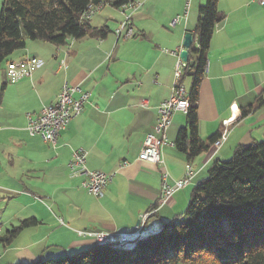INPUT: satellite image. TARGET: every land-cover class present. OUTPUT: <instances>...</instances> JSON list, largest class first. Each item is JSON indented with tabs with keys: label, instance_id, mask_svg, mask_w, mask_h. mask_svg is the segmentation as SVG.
Returning a JSON list of instances; mask_svg holds the SVG:
<instances>
[{
	"label": "crops",
	"instance_id": "1",
	"mask_svg": "<svg viewBox=\"0 0 264 264\" xmlns=\"http://www.w3.org/2000/svg\"><path fill=\"white\" fill-rule=\"evenodd\" d=\"M204 1L169 0L157 7L154 0H145L131 14L129 38L127 27L121 28L125 9L104 4L90 18L92 26L108 27L104 38L87 36L62 46L27 40L12 52L13 61L33 57L41 64L15 82L0 73V228L6 224L11 230L29 218L37 224L2 250L0 264H28L86 249L95 241L79 236L81 230L130 232L154 204L152 219L160 225L178 218L192 188L215 162L228 159L239 145L263 139L264 101H256L264 95V6L255 0H217L223 16L212 34L198 89V133L206 140L221 133L229 119L225 138L188 160L173 144L185 125V113L175 112L161 147L163 163L137 158L146 133L153 131L157 106L172 92L176 57L171 51L180 48L187 31L193 32ZM176 15L185 17L171 27ZM191 82L190 75L182 78L186 91ZM64 83L89 92V100L52 146L25 127L28 116L56 101ZM77 150L85 152L88 170L111 177L99 197L82 187L85 175L71 176L67 168ZM188 163L195 173L189 184L157 205L162 172L172 184ZM39 230L48 232L39 235ZM24 232L32 240L20 244Z\"/></svg>",
	"mask_w": 264,
	"mask_h": 264
},
{
	"label": "trees",
	"instance_id": "2",
	"mask_svg": "<svg viewBox=\"0 0 264 264\" xmlns=\"http://www.w3.org/2000/svg\"><path fill=\"white\" fill-rule=\"evenodd\" d=\"M129 0H2L0 6V66L25 47L27 40L66 45L83 37L104 38L109 29L94 27L84 17L89 6L120 8ZM217 0L198 6L193 42L183 74L192 77L187 91L185 125L174 146L188 160L212 148L220 133L206 140L198 133L197 97L207 65L206 55L215 26L222 19ZM264 101L261 93L257 104ZM252 106L242 109L241 116ZM155 206L152 205V208ZM151 207L149 209H152ZM153 217L151 216L150 219ZM37 220H22L0 233V255L25 228ZM28 264H264V139L236 147L231 157L215 162L207 177L191 190L184 212L156 233L138 240L132 249L92 244L73 254L38 258Z\"/></svg>",
	"mask_w": 264,
	"mask_h": 264
},
{
	"label": "built area",
	"instance_id": "3",
	"mask_svg": "<svg viewBox=\"0 0 264 264\" xmlns=\"http://www.w3.org/2000/svg\"><path fill=\"white\" fill-rule=\"evenodd\" d=\"M255 2L264 6V0H255ZM142 4V0H129L122 6L125 9L126 14L125 21L122 23L121 28L127 27L125 35L128 38L132 36V29L128 24L131 19V14ZM100 7L102 6H89L84 17L91 18ZM182 17H185V15L174 16L170 20L169 25L174 27ZM179 52L180 48L171 51L176 57L172 92L167 99H164L157 106V116L153 131L146 133L142 148L137 157L142 162H148L155 165H161L163 163L161 147L167 143L165 131L171 122V117L175 112L186 113L187 111V91L180 81L186 64L180 58ZM40 64L41 61L33 57L10 61L5 70L6 78L9 82H15L23 77H29L32 72L40 66ZM205 70L206 67L204 71ZM88 100L89 92L82 91L78 85L71 86L64 83L55 102L43 106L36 116L27 117L25 129L30 135H38L44 141L54 146L59 132L66 127L73 117L82 112L83 106ZM228 122L229 119L223 121L224 129L219 137L213 142L214 147H218L221 141L225 138L228 130ZM67 168L71 176L85 175L82 187L89 193L98 197L101 196L104 187L111 179L110 175L101 171L88 170L86 167V154L82 150H77L72 153V156L67 163ZM194 174L192 166L188 163L185 165L183 176L175 180L172 184H168V174L166 171H163L161 175L160 196L157 199V205L166 203L175 190L186 187ZM156 209L157 208L154 207L143 213L139 217L138 224L130 232H94L84 230L77 232L79 236L92 238L96 244H109L116 248L129 250L135 246L138 240L156 234L160 230L161 225L156 220L150 219V217L156 212Z\"/></svg>",
	"mask_w": 264,
	"mask_h": 264
},
{
	"label": "rangeland",
	"instance_id": "4",
	"mask_svg": "<svg viewBox=\"0 0 264 264\" xmlns=\"http://www.w3.org/2000/svg\"><path fill=\"white\" fill-rule=\"evenodd\" d=\"M145 0H142V2H144ZM155 2H156V5H157V7H163V6H165L166 4H168L169 3V0H154ZM192 1H194V0H192ZM1 2H2V0H0V6H1ZM151 2H152V0H151ZM185 3V2H184ZM194 3V2H193ZM99 12V11H98ZM96 14V13H95ZM94 14V15H95ZM96 16V15H95ZM94 16V17H95ZM2 69V70H1ZM5 69H6V66H5V62L2 64V66H0V73L1 74H3L2 72H5ZM233 153V152H232ZM231 157V156H230ZM229 157V158H230ZM207 177V176H206ZM205 177V178H206ZM188 200H189V197H188V199H187V201H186V203H185V205H184V207H183V211L185 210V208H186V206H187V203H188ZM1 210L2 209H0V212H1ZM8 228V226L6 225V224H3L2 226H1V228H0V233H3V232H5V230ZM47 232L48 231H42V230H39L38 231V234L39 235H46L47 234ZM30 232H24L23 233V235H22V237L20 238V244H25V243H27V242H29V241H31L32 240V234H29ZM50 243H51V241H50ZM76 252V251H75ZM74 252H72V253H67V254H73ZM44 258H46V257H44Z\"/></svg>",
	"mask_w": 264,
	"mask_h": 264
},
{
	"label": "water",
	"instance_id": "5",
	"mask_svg": "<svg viewBox=\"0 0 264 264\" xmlns=\"http://www.w3.org/2000/svg\"><path fill=\"white\" fill-rule=\"evenodd\" d=\"M192 42H193L192 32L187 31L183 36L182 42L180 44V52H179V56L184 62L188 60V49L190 45L192 44ZM263 139H264V134H263ZM137 224H138V221L136 222V225Z\"/></svg>",
	"mask_w": 264,
	"mask_h": 264
}]
</instances>
